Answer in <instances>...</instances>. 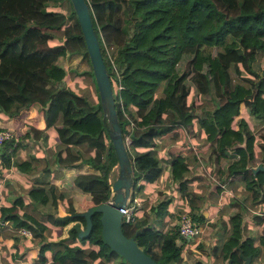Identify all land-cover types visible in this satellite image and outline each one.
<instances>
[{
    "label": "trees",
    "instance_id": "16d2710c",
    "mask_svg": "<svg viewBox=\"0 0 264 264\" xmlns=\"http://www.w3.org/2000/svg\"><path fill=\"white\" fill-rule=\"evenodd\" d=\"M59 1L0 0V112L12 116L30 103H38L45 126L59 120L55 129L63 145L53 155L55 162L61 166L84 163L97 172L78 173L68 180L67 187L75 191L66 198L63 214L58 213L50 185L32 184L25 194L31 209L38 210L37 216L17 213V206H23L17 195L0 206V221L29 230L39 241L34 264H130L100 239L98 212L91 214L88 233L78 236L84 219L73 213L109 197V172L117 159L77 18L69 0L65 12L52 10L50 6ZM85 1L109 79L117 81L116 73L119 75L121 87L115 96L118 122L124 109L133 123L128 126L125 147L132 167L130 198L135 196L139 204L131 223L121 219L122 233L160 264H186L179 254L184 250L191 255L186 246L189 239L178 233L176 223L162 228L164 215H170L166 208L170 195L157 190L156 199L150 202V197L141 193L140 182L151 183L160 173L161 161L154 149L159 130L175 132L180 125L189 129L194 120L209 140L204 153L199 154L204 163H211L216 179H240L254 201L264 202V171L260 169L264 144L257 141L264 140V62L259 59L264 54V0ZM106 44L111 46L115 70ZM58 58H64L65 68ZM66 70L91 77L95 101L67 85ZM190 91L192 98L187 104ZM193 99L197 100L195 105ZM172 108L181 113L179 119L173 117ZM242 108L251 121L241 116ZM76 110L82 114L70 117ZM75 144L83 149L72 151ZM17 148L13 137L5 139L0 145V162L28 173L34 165L17 158ZM167 155L169 174L178 175L183 166L180 150L169 147ZM194 178H177V189L189 206H193L195 196L187 182ZM33 179L40 181L39 177ZM239 206L228 217L227 236L208 250L222 264H242L241 255L252 259L264 245V212L251 220L260 224L254 237L243 233L244 207ZM190 217L196 222L203 220L200 213H190ZM45 222L54 226L73 222L67 228L69 240H47ZM86 244L91 247L85 248ZM46 250L50 251L49 261ZM192 264L203 261L194 258Z\"/></svg>",
    "mask_w": 264,
    "mask_h": 264
},
{
    "label": "crops",
    "instance_id": "0c3cea01",
    "mask_svg": "<svg viewBox=\"0 0 264 264\" xmlns=\"http://www.w3.org/2000/svg\"><path fill=\"white\" fill-rule=\"evenodd\" d=\"M159 91L160 87L156 90V94H158ZM189 93L192 98V91ZM190 100L191 99L187 101L186 97L187 104ZM196 103L197 100L193 99V104L195 105ZM208 107L212 108L213 105H209ZM80 114H82V112L76 110L70 113L69 116L74 118ZM179 118L180 117L176 119ZM58 124L59 120L56 125ZM56 125L45 126L42 110L36 102H32L21 108L18 113L12 116L0 112V127H9L12 130L14 140L18 143V148L15 153L16 157L29 160L31 164L34 165V168L28 173L19 172L14 167L8 168L5 174L0 170V190L6 178L11 177L12 187L16 191L15 195H19L23 201L22 207L17 206L16 211L19 214L26 211L27 213L37 216L38 210L34 211L31 209L25 191L32 184L41 185L44 183H47L53 188L57 198L56 201H58V213L63 214L67 207L66 198L72 196L75 191L73 188L67 187L68 180L78 173L97 172L84 163L75 166H61L55 162L53 155L55 151L63 145L59 142L57 137L55 129ZM180 126L181 127H178L175 132L174 130L166 132L164 128L159 130V136L156 137V146L154 149L156 155L160 158L161 170L158 177L153 182L147 184L140 182L142 185L141 193L148 195L150 197V202H153L156 199L157 190H160L162 194L166 193L170 195V201L166 207L170 215H164V218L162 219V228L176 223V218L181 213H189V215L190 213H200L203 216V220L202 222L197 221V223L201 228V233L205 232L204 229L209 228L208 231L211 232L212 235L217 236L221 232L223 233V231L227 232L228 216L232 214V209H236L234 204H232V201L234 202L232 199L235 194H246L247 191L244 189L243 182L240 179L224 181L225 186L228 183L231 190H228L226 187L225 189H222L218 184L210 181L208 170H213V166L210 162L204 163L199 154V151L202 150L204 153L206 144L209 141L206 138L205 132L194 120H192L189 129L182 127V125ZM169 147L177 148L183 156L182 169L179 171L178 175L175 176L169 174L167 167V149ZM71 149L72 151L77 149L82 150L83 145H71ZM112 170L109 172V180ZM178 176H196V178L187 182L188 189L195 196L193 206H189L186 200L181 197L177 189ZM34 177H39L40 181L34 182ZM114 178L115 177L113 176L112 180ZM111 193L110 189V194ZM227 193H229L230 196ZM245 196L246 195L243 197L245 198ZM247 203L249 204V202H246V204ZM242 204L244 205L245 203L242 201ZM3 205L6 204L1 202L0 195V206ZM227 208L228 212H226ZM211 209L214 213L218 212L219 214L218 217L215 218L214 223H207L214 217V215H216L214 213L212 214L213 211ZM244 217L245 216L242 218ZM72 223L73 222H69L64 226H54L49 222H45V238L54 241L61 237H66V240H69L67 237V228ZM155 225L158 226L157 223H155ZM203 239H206V237L203 236ZM72 243H77V241ZM38 245L39 241L36 238H32L31 233L27 234L21 232V228L12 227L8 221H4V223L0 225V264H34L33 261L36 257ZM89 247H91V245ZM189 249L192 251L190 256L184 253V251H181L179 254L182 261L184 260L186 264H192L193 258H200L203 261V264H209L208 261H211V257L212 263L210 264H216V262H213L215 258L212 255H207L203 259L202 254L200 256L197 255V248L189 246ZM208 250L209 249H207V253ZM45 255L49 261L50 253H48V250L45 251Z\"/></svg>",
    "mask_w": 264,
    "mask_h": 264
},
{
    "label": "water",
    "instance_id": "95a60500",
    "mask_svg": "<svg viewBox=\"0 0 264 264\" xmlns=\"http://www.w3.org/2000/svg\"><path fill=\"white\" fill-rule=\"evenodd\" d=\"M69 2L84 40L102 116L106 121L107 135L117 159V174L110 183L112 193L109 197L105 201L91 205L81 212L73 213L82 216L84 219V225L78 232V236H85L88 233L91 227V214L96 211L99 213L100 239L111 250L130 264H160L144 253L132 237H127L122 233L121 213L117 208L122 206L130 195L132 167L126 145L122 139L110 79L92 26L88 5L85 0H69ZM252 169L256 171L257 167ZM260 169L264 171V163ZM138 230L140 228H137L136 232ZM239 253L241 252L239 251ZM241 257L242 264H250V255H241Z\"/></svg>",
    "mask_w": 264,
    "mask_h": 264
},
{
    "label": "rangeland",
    "instance_id": "374dc122",
    "mask_svg": "<svg viewBox=\"0 0 264 264\" xmlns=\"http://www.w3.org/2000/svg\"><path fill=\"white\" fill-rule=\"evenodd\" d=\"M69 3L67 0H60L59 2L53 3L50 7L52 10H54L57 13H63L69 8ZM106 46H107V50H111V48L108 47L109 46L108 44H106ZM259 59L261 60V62H264V54L261 57H259ZM58 63L60 65H62L64 68L66 67V62H65L64 58H58ZM65 78H66L67 85L71 89H73L75 92H77L81 95H84L86 97H90L94 101L96 100L95 90L93 87L92 79L89 75H87V74L75 75L72 71L66 70ZM110 79H111V83L113 84V79L112 78H110ZM189 99H191L190 93L187 95V101H189ZM262 108H263L262 110L264 111V105H262ZM172 109L175 113L173 117H175V118L180 117L181 113L178 112V110L176 108H172ZM241 116H243L248 121L252 120V118L249 117L247 111L244 108L241 109ZM257 141L264 144V140L262 141V140L257 139ZM261 155H262L261 151L259 149H257L258 158H261ZM8 168H10V167H6V166L2 165L0 162V170L2 171L3 174L6 173V170ZM208 172H209L208 174L210 175V177L209 176H207V177H209L210 181H212L211 180L212 177H214L216 179V176L213 174V170H208ZM116 174H117V167L115 166L111 172V175H110V180H109L110 182L112 181L113 176L115 177ZM3 177H4V175H3ZM11 180H12L11 177L6 178V180L4 181L5 183L3 182L2 188L0 190L1 202L3 204H6V205L8 204V202H10L16 196L15 195L16 191L12 187ZM216 180H218V179H216ZM225 187L228 190H231L228 183L226 184ZM224 192H226V191H224ZM227 194L230 196L229 193H227ZM244 195H246L245 198L243 197ZM232 200H234V202L232 201V204H234V206L236 207V209L231 210L232 213L234 211H237L240 208L239 204H242V201L245 203L244 204L245 206L242 204V206L244 207L242 212L244 213L243 216H245L244 220H243L245 222V227L243 229V233H249L252 236L256 237L258 235V232H259L260 224L255 225L252 223L251 220L256 213H259L262 211L264 212V202L254 201V199H252L250 197L249 192H247L246 194H243V193L238 194L237 193V194H235V196L233 197ZM246 202H249V204L247 203L248 204L247 205ZM226 212H228V208L226 209ZM213 213H214V211L212 212V214ZM214 214H216V215H214V217L212 219H210L207 223H210V222L214 223L215 222V218L218 217L219 213L215 212ZM178 218H179V216L176 218V220H178ZM228 220L229 219H227V221ZM228 226H229V222H228ZM204 230H205L204 233L202 232L197 237L189 239V241H188L189 245L186 244V246H188V247L189 246L196 247V243L199 242V244H201V247L197 248V251H198L197 255L200 256L202 254L203 259L205 258V256H207V255L209 256L210 253H207V249H209L213 243L217 242L218 239H223L227 236V233L225 231H223V233L221 232L219 235L215 236V235H212L211 232L208 231L209 228H206ZM203 236L206 237V239H203ZM75 244H77V243H75ZM89 246H90L89 244L84 245L85 248H88ZM182 251H184V250H182ZM205 252H206V254H205ZM48 253H50L49 250H48ZM184 253H185V251H184ZM193 260H194V258H193ZM208 262H209V264L212 263V257H211V261L209 260ZM213 262H216V264L217 263L222 264L223 261L221 259L215 258L213 260ZM250 264H264V245H262L260 247L258 254L253 256V258L250 260Z\"/></svg>",
    "mask_w": 264,
    "mask_h": 264
},
{
    "label": "built area",
    "instance_id": "2783aa9c",
    "mask_svg": "<svg viewBox=\"0 0 264 264\" xmlns=\"http://www.w3.org/2000/svg\"><path fill=\"white\" fill-rule=\"evenodd\" d=\"M108 47L111 48L110 45ZM104 48H105L106 54L109 58V62L111 63L113 69L115 70V68L113 66L112 57H111V50H107L106 45ZM116 76H117V81L113 80V84L110 82L111 83V89H112L113 96H114V101H115L116 92L121 87L119 84V81H118L119 75L117 73H116ZM118 102L120 103L119 100H118ZM129 106L132 110L136 109V107L132 104H130ZM122 113H123L124 117H123L122 121L119 123V126H120L121 135L123 134L122 139H123L125 145H127L129 142L128 126H132L133 123H132L131 119L128 118L124 109H122ZM11 137H13V133H12V130L10 128L0 127V145L5 139L11 138ZM211 180L213 182H215L216 184H218L222 189H225V183L224 182L223 183L219 182L214 177H212ZM137 205H138L137 199L135 197L130 198V195H129V197L126 199L125 203L122 206L117 208V210L121 213V219H123L124 222L131 223L134 220L135 209H136ZM0 216H1V213H0ZM3 223H4V221H0V225H2ZM176 228H177L178 233L182 237H185L187 239L195 238L201 233L200 226L198 225V223L196 221L191 219V217L188 213H181L179 215V218L176 222ZM21 232H24L27 234L30 233L29 230L24 229V228H21Z\"/></svg>",
    "mask_w": 264,
    "mask_h": 264
}]
</instances>
